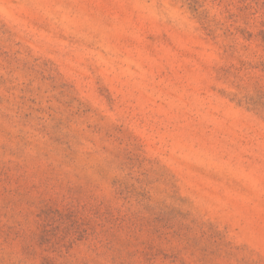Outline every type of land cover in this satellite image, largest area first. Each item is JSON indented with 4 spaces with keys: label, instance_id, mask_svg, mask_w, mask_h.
I'll use <instances>...</instances> for the list:
<instances>
[{
    "label": "rangeland",
    "instance_id": "rangeland-1",
    "mask_svg": "<svg viewBox=\"0 0 264 264\" xmlns=\"http://www.w3.org/2000/svg\"><path fill=\"white\" fill-rule=\"evenodd\" d=\"M0 264H264V0H0Z\"/></svg>",
    "mask_w": 264,
    "mask_h": 264
}]
</instances>
